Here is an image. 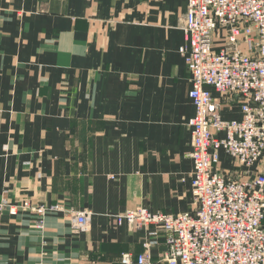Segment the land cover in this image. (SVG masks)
I'll return each instance as SVG.
<instances>
[{"label":"crops","instance_id":"0c3cea01","mask_svg":"<svg viewBox=\"0 0 264 264\" xmlns=\"http://www.w3.org/2000/svg\"><path fill=\"white\" fill-rule=\"evenodd\" d=\"M188 0H0V264H138L146 229L117 226L128 209L191 212L194 161L179 48ZM223 119L236 98L212 90ZM217 137L224 136L216 133ZM215 170L238 177L220 150ZM248 179L249 174H242ZM62 203L89 210L75 234L66 213L19 206ZM167 246L151 248L149 264Z\"/></svg>","mask_w":264,"mask_h":264},{"label":"built area","instance_id":"2783aa9c","mask_svg":"<svg viewBox=\"0 0 264 264\" xmlns=\"http://www.w3.org/2000/svg\"><path fill=\"white\" fill-rule=\"evenodd\" d=\"M179 48L191 72L188 92L196 113L192 128L193 209L177 214L128 209L115 225L146 229L138 264L151 248L167 246L168 264H264V0H188ZM212 90L236 98L241 119H223ZM224 136L217 137L216 133ZM220 150L234 160L237 178L215 170ZM249 174L243 179L242 174ZM11 206L35 214L37 228L49 214L64 212L75 234L88 230L92 212L62 203ZM0 203V211L8 207ZM123 264H131L124 254Z\"/></svg>","mask_w":264,"mask_h":264}]
</instances>
